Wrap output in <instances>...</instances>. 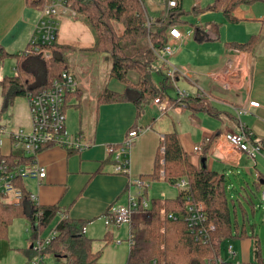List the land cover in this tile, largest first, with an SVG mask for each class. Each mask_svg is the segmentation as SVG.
<instances>
[{
  "label": "crops",
  "instance_id": "obj_1",
  "mask_svg": "<svg viewBox=\"0 0 264 264\" xmlns=\"http://www.w3.org/2000/svg\"><path fill=\"white\" fill-rule=\"evenodd\" d=\"M161 1L166 5L165 0ZM206 1L194 0L193 8L211 4L210 0ZM156 14H159L157 10ZM233 15L237 19L235 23L229 22L220 12L193 13L186 17L185 20L192 25L180 26L184 39L179 43L177 55L172 59L174 64L185 66L190 71V78L179 82L186 83L187 88L183 89L191 94L203 90L205 96H190L208 99L224 113L220 117L205 113L192 115L182 106L170 107L161 115L154 100L145 107L146 111L141 115H138L136 105L131 102L101 104L96 109L97 98L104 89L123 93L125 85L110 78L111 64L108 57L85 52L95 46L96 40L83 17L68 10L60 12L55 18V42L77 51L69 59L70 72L80 82L78 89L83 93L80 106L75 99L66 110L67 128L70 133H82L91 145L84 151L73 154L60 146L46 147L37 157L39 164L46 169V177L41 181H28L25 187L36 195L38 205L58 206L70 220L87 221L85 234L94 240V251L103 250L105 242L110 243L105 248L111 250L115 246L116 249V245L125 243V240L119 239L121 226L127 225L130 233L132 229L142 225L145 219V213H137L132 223L117 224L109 211L114 203H127L128 195L127 177L115 172V162L108 149L110 145H120L134 126L141 128L143 132L129 150L130 176H146L151 179L152 185L147 191L150 199L157 197L150 194L155 181H165L163 178L156 180L153 177L158 149L164 135L174 130L178 132L180 142L196 168L205 165L208 170L219 174H226L228 171L251 172L254 179L257 178V182L260 179L261 185H264V176L258 171V159H263V156L252 161L244 153L232 151L228 154V151L219 147L223 143L220 136L231 130L238 131L241 121L252 133L254 144L264 151V0L250 6H241ZM42 20H45L42 11L28 5L26 0H0V46L10 54L22 53L30 45ZM195 27L199 31L197 38L194 36ZM254 36L259 38V42L253 50H238L231 46L233 43L245 44ZM5 61L0 64V81L15 74L16 59L8 58ZM227 62H233L236 67L238 63L243 64L246 75L243 89L234 87L225 90L218 83L217 74ZM134 74L131 73L130 77L137 81L138 76ZM237 81L239 80L236 79L235 83ZM166 87L168 86L163 81L161 90ZM163 97L168 102L172 96L165 94ZM251 100L259 101L260 108H248L249 113L242 116L244 120L241 117L238 123H233L234 117H238L236 109L248 107ZM73 111L76 112L75 118L70 119L68 112ZM228 114L232 116L229 117ZM216 133L218 137L210 143ZM197 145H202L203 155L194 152ZM9 146L6 141L2 147L6 153L9 152ZM58 222L59 218L56 217L49 227L55 228ZM48 229L43 235L51 230ZM247 232L245 238L229 239L220 258L228 264H264V249L255 234L256 230L247 229ZM107 234L110 238L106 240ZM126 241L130 253L129 239ZM32 243L29 239L28 248L32 247ZM230 246L234 256L228 251ZM117 258L100 264H118ZM29 260L26 257L23 264H27Z\"/></svg>",
  "mask_w": 264,
  "mask_h": 264
},
{
  "label": "trees",
  "instance_id": "obj_2",
  "mask_svg": "<svg viewBox=\"0 0 264 264\" xmlns=\"http://www.w3.org/2000/svg\"><path fill=\"white\" fill-rule=\"evenodd\" d=\"M26 1L39 11L53 2V0ZM260 1L214 0L203 8H194L191 13L183 9V0H176V7L169 10L166 2L168 12L166 16L161 15L147 27L148 10L142 0H66L67 8L84 17L95 36V46L85 52L109 56L110 78L125 85L123 93L104 89L97 98L96 109H99L98 106L101 104L131 102L136 105L138 115L143 114L146 111L145 107L152 100L163 97L162 90L152 76L155 70L153 63L158 60L154 49H164L170 27L187 25L186 17L204 12H220L229 22L235 23L237 19L233 13L237 8ZM163 12L165 13V10ZM198 32V28L195 27L196 38ZM258 42L259 38L254 36L245 44L233 43L231 46L238 50H253ZM39 47V52L33 51L32 46L28 45L22 53L10 54L0 46V64L6 62L8 58L16 59L15 74L0 81V120L2 115L16 105L19 98L48 89L64 72L70 71L69 59L77 52L75 48L56 42L40 44ZM46 51L49 52L50 58L45 56ZM158 72L161 73L160 69ZM131 73L137 74V81L131 79ZM82 97L83 93L80 90L68 93L66 109L75 99L80 106ZM178 106L189 110L192 115L205 113L220 117L224 114L208 99L201 97L185 99L170 97L167 107ZM135 128L136 126L133 129ZM246 132L250 141L254 143L248 129ZM217 137L218 134H214L210 143ZM157 153L153 177L156 180L163 178L172 185L179 178L187 177L194 197L206 205L207 222L215 225L216 230L211 232L208 242L197 240L196 233L192 232L188 223L179 217L183 213L184 204L181 192L176 198L164 200L152 198L151 206L145 212L144 222L135 228L127 264H220L217 258L220 257L227 241L234 237L245 238L248 235L246 224L240 225L237 216L231 215L230 199L226 190L227 176L208 170L204 166L196 168L190 162L176 130L164 135ZM15 157L9 158V161ZM21 158L23 161L27 160ZM258 184L261 185L260 179ZM19 186L23 193L19 205H7L0 201V237L7 235L14 219L23 218L30 222L32 232L30 240L35 242L54 221L60 208L35 204L31 201L30 192L25 184L20 182ZM170 213L176 214L177 219L169 218ZM87 224V221L70 220L69 217L59 221L56 236L50 241L44 254L54 264H100V251H94V240L85 234ZM109 238L107 234L106 240ZM26 255L32 259L36 252L31 247L26 249Z\"/></svg>",
  "mask_w": 264,
  "mask_h": 264
},
{
  "label": "built area",
  "instance_id": "obj_3",
  "mask_svg": "<svg viewBox=\"0 0 264 264\" xmlns=\"http://www.w3.org/2000/svg\"><path fill=\"white\" fill-rule=\"evenodd\" d=\"M176 7V0L167 2L168 10ZM69 9L66 6V0H53L49 5H46L42 10L45 20H42L37 28L36 34L33 37L30 45L35 52L40 51L39 45L53 44L56 40L57 21L56 17L60 12H67ZM147 27L152 24V17L147 18ZM168 41L164 49L155 50L154 54L160 62V72L163 75L164 82L168 87L175 89L178 99L191 97L190 95H204L203 90H197L195 94H191L187 90L180 87L178 84L181 79L190 78V71L185 66L176 65L172 59L177 55L179 43L184 39L180 30V26H172L167 32ZM29 52V50L27 51ZM47 58H50L49 52L44 53ZM236 65L233 62H227L223 69L217 74L218 83L225 90H230L234 87L237 89L244 88L245 70L242 63ZM238 79L239 81H236ZM80 82L70 72H64L61 78L57 79L51 87L41 90L36 94H28L26 99L29 107L30 127L15 128L10 130L0 125V201L7 205H19L23 193L19 186L20 182L26 184L28 181H41L46 177V169L41 166L37 160L38 154L48 146H60L69 152L79 153L84 151L91 145L82 133H70L67 128L66 114V95L79 90ZM162 96L165 95L162 90ZM159 113H166L167 102L164 97L154 99ZM259 101L251 100L248 107L236 109V115L239 119L249 113L248 108H260ZM246 126L240 121L238 131L224 132L220 137L223 141L219 147L228 154L232 151L246 154L252 161H255L258 156L264 157V151L261 147L252 143L246 132ZM143 132L141 128H135L128 132L126 138L120 145H110L109 155L115 162V172L127 177V203H114L110 206V214L117 224L132 223L133 217L137 213H145L150 208V198L147 196V191L152 185L150 178L146 176L131 177L130 164L128 159L129 150L134 141ZM252 136V133L249 131ZM10 144L9 152L3 150L5 142ZM194 152L197 155H203L202 145L194 147ZM11 161L9 158L14 157ZM27 160L23 161L22 158ZM175 186L179 188L183 194V213L179 217L183 218L192 232L197 235V240H203L205 243L210 240L211 232L216 230V226L208 223V215L206 205L198 201L194 197L190 181L187 177L178 179ZM31 201L37 204L35 194L30 193ZM38 205V204H37ZM262 205L264 206V192L262 196ZM40 206V205H39ZM59 221L66 218L61 209L57 213ZM169 218L177 219L176 214L170 213ZM59 223V222H58ZM57 226V225H56ZM56 226L52 228L45 236L42 234L32 243V248L36 255L30 259L27 264H54V262L44 254V250L49 245L50 241L56 236ZM135 229L130 232L129 243H133ZM229 253L234 256L232 247L228 249ZM218 263L224 264L225 261L218 257ZM56 264V263H55Z\"/></svg>",
  "mask_w": 264,
  "mask_h": 264
},
{
  "label": "rangeland",
  "instance_id": "obj_4",
  "mask_svg": "<svg viewBox=\"0 0 264 264\" xmlns=\"http://www.w3.org/2000/svg\"><path fill=\"white\" fill-rule=\"evenodd\" d=\"M144 6L147 11V18L152 17V23H154L155 19L159 17L166 16L167 8L164 4V1L161 0H142ZM168 0H165V3ZM208 1V0H207ZM206 1V2H207ZM210 3L212 1L210 0ZM194 0H183V9L186 12H192L194 7ZM207 6V5H206ZM160 9V10H159ZM159 12V14H156ZM165 10V13L163 12ZM192 15V14H191ZM84 18V17H83ZM85 20V19H84ZM188 21V20H187ZM187 25H192L190 21H188ZM119 33L121 30L118 27ZM74 55V54H73ZM102 57H108L109 62L111 64V60L109 56L106 55H98L92 54ZM70 65V63H69ZM154 71L152 73L153 79L157 86L160 89H163V75L158 72V69L161 67L159 60H156L153 63ZM135 75V74H134ZM116 80V79H115ZM118 81V80H117ZM181 88L185 87L186 83H179ZM111 86V84H110ZM165 94L168 96H172L174 98L176 92L172 87L165 88ZM0 103H1V92H0ZM26 97L19 98L16 101V105L10 108L4 115H2V119L0 120V125L4 126V128H8L10 130L12 127L15 128H25L29 129L30 120L29 119V105L27 103ZM27 106V109H26ZM72 110V109H71ZM76 112H68L70 119L75 118ZM67 114V112H66ZM243 118V117H242ZM244 120V118H243ZM240 119L238 117H234L233 123H238ZM14 122V123H13ZM28 124V125H27ZM0 135L5 136L3 133ZM259 166L258 171L264 176V158L258 159ZM227 183L226 190L228 193V197L230 199V208L232 210L233 216H237L239 224H246V228L249 231L256 230V235L258 239L261 240L262 247L264 249V206L262 205V196L264 192V185H259L257 182V178L254 179L253 174L251 172H231L228 171L226 174ZM153 184V188L150 191L151 195L157 196L156 198L164 200L166 197L168 198H176L179 195V188L170 184L166 181H155ZM234 200V202H232ZM251 200V201H250ZM253 204L255 208L253 209ZM52 228V227H48ZM46 229L49 230V229ZM254 228V229H253ZM45 232V231H44ZM31 227L30 222L27 219L17 218L14 219L12 224L8 228V233L6 236L0 237V264H23L25 263L26 249H28V241L31 237ZM119 239L125 240V243L118 246H111L110 248H105V246H109L110 243H104L103 250L100 251V263L102 262H112L115 257L117 258L118 264H127L129 257V245L127 241L130 237L129 227L127 225H122L119 231ZM46 235V234H45ZM44 235V236H45ZM117 241V240H116ZM107 244V245H106ZM228 244V243H227ZM227 246V245H226ZM225 246V247H226ZM225 247L223 248V253L225 252ZM228 248V247H227Z\"/></svg>",
  "mask_w": 264,
  "mask_h": 264
},
{
  "label": "water",
  "instance_id": "obj_5",
  "mask_svg": "<svg viewBox=\"0 0 264 264\" xmlns=\"http://www.w3.org/2000/svg\"><path fill=\"white\" fill-rule=\"evenodd\" d=\"M203 162H204V159H203ZM204 167H206V166L204 165Z\"/></svg>",
  "mask_w": 264,
  "mask_h": 264
},
{
  "label": "bare ground",
  "instance_id": "obj_6",
  "mask_svg": "<svg viewBox=\"0 0 264 264\" xmlns=\"http://www.w3.org/2000/svg\"><path fill=\"white\" fill-rule=\"evenodd\" d=\"M253 244V243H252Z\"/></svg>",
  "mask_w": 264,
  "mask_h": 264
}]
</instances>
